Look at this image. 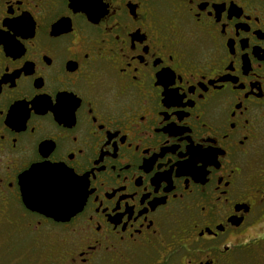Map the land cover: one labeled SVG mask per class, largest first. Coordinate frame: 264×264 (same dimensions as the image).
Wrapping results in <instances>:
<instances>
[{
  "label": "flooded vegetation",
  "instance_id": "obj_1",
  "mask_svg": "<svg viewBox=\"0 0 264 264\" xmlns=\"http://www.w3.org/2000/svg\"><path fill=\"white\" fill-rule=\"evenodd\" d=\"M47 153L66 221L25 205ZM1 212L52 264H264V0H0Z\"/></svg>",
  "mask_w": 264,
  "mask_h": 264
},
{
  "label": "snow or ice",
  "instance_id": "obj_2",
  "mask_svg": "<svg viewBox=\"0 0 264 264\" xmlns=\"http://www.w3.org/2000/svg\"><path fill=\"white\" fill-rule=\"evenodd\" d=\"M164 75L162 72L161 76ZM20 180L29 203L40 200L54 207H68L73 212L87 188L86 177L78 175L66 162L51 159L48 153L33 163Z\"/></svg>",
  "mask_w": 264,
  "mask_h": 264
},
{
  "label": "rangeland",
  "instance_id": "obj_3",
  "mask_svg": "<svg viewBox=\"0 0 264 264\" xmlns=\"http://www.w3.org/2000/svg\"><path fill=\"white\" fill-rule=\"evenodd\" d=\"M0 213V264H52L53 233L44 227L39 234L25 233L23 226L4 222ZM21 225V223H20ZM34 237L37 240H34Z\"/></svg>",
  "mask_w": 264,
  "mask_h": 264
},
{
  "label": "water",
  "instance_id": "obj_4",
  "mask_svg": "<svg viewBox=\"0 0 264 264\" xmlns=\"http://www.w3.org/2000/svg\"><path fill=\"white\" fill-rule=\"evenodd\" d=\"M24 194V190H23ZM25 198V195H24ZM27 203L29 201L25 199ZM35 203V204H31ZM29 204H25L29 209L38 211L40 213H43L49 217L54 218L57 221H66L69 220L72 216H74L78 211H80L83 207V204H78L76 207V210L73 212L70 208L68 207H54L52 205H49L43 201L40 200H33Z\"/></svg>",
  "mask_w": 264,
  "mask_h": 264
}]
</instances>
